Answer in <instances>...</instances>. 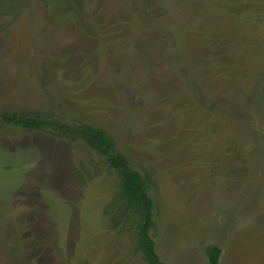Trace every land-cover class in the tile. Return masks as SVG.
Wrapping results in <instances>:
<instances>
[{
	"label": "rangeland",
	"instance_id": "rangeland-1",
	"mask_svg": "<svg viewBox=\"0 0 264 264\" xmlns=\"http://www.w3.org/2000/svg\"><path fill=\"white\" fill-rule=\"evenodd\" d=\"M3 115L103 130L164 264H264V0H0V264H147L105 156Z\"/></svg>",
	"mask_w": 264,
	"mask_h": 264
},
{
	"label": "trees",
	"instance_id": "trees-1",
	"mask_svg": "<svg viewBox=\"0 0 264 264\" xmlns=\"http://www.w3.org/2000/svg\"><path fill=\"white\" fill-rule=\"evenodd\" d=\"M2 119L27 130L51 128L76 134L90 148L105 156L107 166L116 172L118 178V191L111 204L114 207L113 221L117 225L132 224L130 227H134V250L147 264H164L155 251V241L150 233L154 226L153 201L148 194L146 181L137 170L129 166L124 155L114 149L112 139L103 130L90 125L70 129L64 124L37 116L3 115ZM131 217L134 220L130 221ZM205 254L208 264H219L221 250L218 246L208 245Z\"/></svg>",
	"mask_w": 264,
	"mask_h": 264
}]
</instances>
